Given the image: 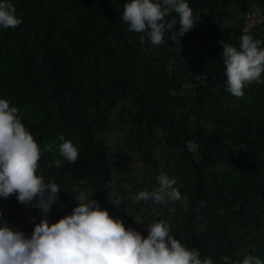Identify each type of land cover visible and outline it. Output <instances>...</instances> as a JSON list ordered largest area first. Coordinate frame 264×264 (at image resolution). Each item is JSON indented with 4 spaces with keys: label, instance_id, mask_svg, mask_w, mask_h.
Instances as JSON below:
<instances>
[{
    "label": "trees",
    "instance_id": "obj_1",
    "mask_svg": "<svg viewBox=\"0 0 264 264\" xmlns=\"http://www.w3.org/2000/svg\"><path fill=\"white\" fill-rule=\"evenodd\" d=\"M8 2L23 22L0 28V98L19 109L42 152L53 146L40 160V174L62 190L49 222L71 213L72 188L83 180L103 209L143 236L163 219L213 264H241L247 255L264 261V74L236 98L226 91L221 55V44L239 48L243 34L264 41V23L245 33L243 20L219 23L230 7L245 15L264 0H187L196 27L179 37L177 21L160 46L128 30L121 19L128 0ZM155 129L163 132L164 164L151 148ZM61 135L79 148L74 165L59 155ZM187 141L198 149L189 152ZM135 153L152 178L128 189L118 176H130ZM161 170L183 201L134 203L158 187ZM0 213L26 236L41 219L15 195L0 197Z\"/></svg>",
    "mask_w": 264,
    "mask_h": 264
},
{
    "label": "clouds",
    "instance_id": "obj_2",
    "mask_svg": "<svg viewBox=\"0 0 264 264\" xmlns=\"http://www.w3.org/2000/svg\"><path fill=\"white\" fill-rule=\"evenodd\" d=\"M172 13L176 16L167 20ZM121 19L129 31L146 32L153 46L164 43L165 32L172 31L177 21L179 37L197 25L187 0H128L123 4ZM22 22L15 6L0 0V28L15 29ZM262 44L264 41L254 39L250 33L241 35L239 48L221 44L226 91L232 96L242 98L247 85L262 82ZM59 140V155L74 165L80 156L78 146L63 135ZM52 147L45 145L43 152H51ZM186 147L189 152L198 149L195 141H187ZM43 152L22 123L19 109L0 98V197L7 200L15 195L21 205L38 209L41 215L30 236H26L23 231L10 228L0 213V264H213L212 259L202 258L198 249L175 238L172 226L163 219L147 224L146 236L125 227L122 219L111 216L92 198L95 192L85 187L83 180L72 188L76 206L71 213L50 223L48 214L59 202L62 190L40 174ZM53 163L57 168L63 166L60 159ZM156 180L155 190L140 191L131 200L183 201L174 178L161 170ZM112 203L118 205L119 201ZM241 264L264 261L247 255Z\"/></svg>",
    "mask_w": 264,
    "mask_h": 264
},
{
    "label": "rangeland",
    "instance_id": "obj_3",
    "mask_svg": "<svg viewBox=\"0 0 264 264\" xmlns=\"http://www.w3.org/2000/svg\"><path fill=\"white\" fill-rule=\"evenodd\" d=\"M252 12L254 13L255 18H259L260 11H258L255 6H252L245 15H242L238 8L232 6L228 9L226 17L223 20L219 21V23L222 26L233 27L239 21L243 20L244 23V21H246V19L248 18V15H250ZM155 135L159 140V143L153 142L151 144V148L155 154V158L160 162V164H164L167 156L165 153H163V132L160 129H155ZM131 167L133 171L129 177L125 173H121L118 176V178H125V186L128 189H131L133 186H139L140 184H147L151 180V175L147 172L140 156L137 153L134 154V159ZM110 197L112 198V200H119L117 194L112 193L110 194Z\"/></svg>",
    "mask_w": 264,
    "mask_h": 264
},
{
    "label": "built area",
    "instance_id": "obj_4",
    "mask_svg": "<svg viewBox=\"0 0 264 264\" xmlns=\"http://www.w3.org/2000/svg\"><path fill=\"white\" fill-rule=\"evenodd\" d=\"M255 8L258 11H260L259 13L260 16L259 18H255L253 12L250 15H248V18L246 19V21H244L242 28H241L242 32L244 33L255 29L261 23H264V8L256 7V6Z\"/></svg>",
    "mask_w": 264,
    "mask_h": 264
}]
</instances>
